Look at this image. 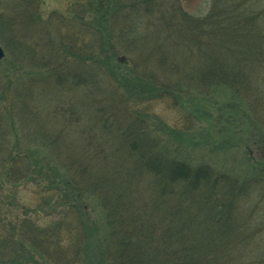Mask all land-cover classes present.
<instances>
[{"label":"trees","instance_id":"trees-1","mask_svg":"<svg viewBox=\"0 0 264 264\" xmlns=\"http://www.w3.org/2000/svg\"><path fill=\"white\" fill-rule=\"evenodd\" d=\"M33 2L0 0V8L26 27L39 19ZM82 8L89 36L77 38L71 16L75 38L36 40L45 64L29 83L13 74L30 85L20 96L41 127L33 145L30 125L24 140L11 141L16 109L0 91V264H264V0H211L200 16L181 7V18L156 0H85ZM144 10L157 24H139ZM116 18L113 33L107 21ZM180 53L181 69L170 62ZM152 55L173 75L152 73ZM168 95L181 110L192 106L186 117L208 118L240 155L241 172L193 162L168 146L176 130L144 125L146 106ZM64 148L76 156L66 159ZM18 181L38 185L35 210L54 219L2 228L12 205L5 188Z\"/></svg>","mask_w":264,"mask_h":264},{"label":"rangeland","instance_id":"rangeland-1","mask_svg":"<svg viewBox=\"0 0 264 264\" xmlns=\"http://www.w3.org/2000/svg\"><path fill=\"white\" fill-rule=\"evenodd\" d=\"M84 2L85 0H35V2L33 3L35 6V11L39 15V19H35L30 23L27 22L26 27H22L20 24H18V22L15 21V19L11 15L12 13H6L5 15L4 10L0 8V23L3 25L2 40H4H0V45L4 50V56L2 59H0V91H10V94L8 92V94L10 95L8 98V106L14 107V109H16L14 111L15 118L12 125L7 122L10 127V133L8 134L11 136V141L14 140L15 135V140H19V138H21V140H24L23 135H28L30 127H33V135L29 136L32 145L37 139H40L39 135H42L40 125L37 124L34 119H31L32 116H30L29 113L26 112V109H24L25 107L22 106V103H24L25 101L26 89L30 85L22 86L21 84L24 82L29 83L30 81H32L29 77L32 74H37L38 72V70H35L34 68H38V65H40L41 68L42 65H44L46 62L45 58L41 57V52L38 48L39 44H36L35 41H41V43L43 44L44 41L47 40L49 45L52 37L57 38V35H59V38H75V36H73L74 34L69 32L72 31L70 30V27L66 26V23L69 22L68 18L71 16H75L76 23L79 24L78 27H72V29L80 30V36H77V38H81L82 40H84L87 36H89V33L86 31L87 29L85 28L84 22L79 21V18L91 22V16L87 13V11H83L82 7L84 5ZM156 2L157 4L171 8L172 11L175 10V12L178 13L181 18V7L193 17L200 16L206 13L210 6L211 0H156ZM152 3L154 2L152 1ZM142 14L143 17L139 20V24H157L155 23L156 20L153 21V17L151 19L152 21L150 22V14L147 10H144ZM60 20H64V25ZM116 20L117 18L109 19L107 21L108 26L112 25L111 31L113 33H116L121 25L120 20L119 24L113 25L112 23ZM165 20L166 24H176L175 21H170L169 18H166ZM177 20L178 23L181 24V19L177 18ZM102 23L104 25V23L106 22L103 21ZM179 26V30H181V25ZM60 27L62 28L60 29ZM57 28L60 29L58 30V32ZM33 29L34 31H32ZM147 30H149L148 32H151L152 30L154 31L155 27L150 25L148 26ZM40 36H43V38L47 39L38 38ZM174 40L176 41V39H173V41ZM6 45L9 46V48H7ZM136 50L137 49L134 48L132 52L133 57L135 59L137 58L136 61L140 63L145 62L144 59L142 60L141 58L142 55ZM179 51H181V49ZM170 54H172L171 50L169 55ZM117 56L118 58L125 60L131 57L128 53H119V55ZM146 62H155L159 64L158 66L157 64L155 65V63H153L155 66L153 65V67L151 68L153 69L151 70V72L156 75H161L164 77L168 74L173 75V72H175L168 67L169 64L165 66L164 64L158 63L155 60L154 55L150 56L149 60H147ZM170 62L181 69V53L177 54L176 57H172ZM40 70L44 71L41 76L47 74L45 70ZM13 74H20L22 77L20 80H23L24 82H19L20 80L17 81L16 78L14 79ZM9 77L11 80H14L10 81ZM20 94H23L24 101L21 100ZM14 96H16V98H14ZM18 101L19 104H17ZM211 102L212 101L203 102V105L199 106L205 109ZM146 107L147 108L144 109V113L146 114L147 118L144 125H146L148 128L150 126L152 130L156 131L157 128L158 130L164 129L162 132L171 131L172 133H174L172 130H176V134L173 135L174 137L169 138L171 141L168 142V146L180 147L181 154L190 155L191 159L193 158V162H198L200 159H202L227 172L233 171L237 173L241 172L244 169V162L242 159H240V155L238 154V152L235 150V148L230 147V145L228 144H223L218 140V135L214 134L213 129L209 127L210 124L208 118L200 119V121L197 122V120H194L192 116H185V114L187 113L184 112V110L191 109V105H188L184 107L183 110H181V104H179V102H176L172 98V96L168 95L166 98L158 99L157 101L149 103V105H147ZM23 109L24 112H22ZM156 119L162 121L163 127L158 124L159 122ZM29 125L30 127L28 129ZM85 126L86 122H84L82 127ZM15 127H18L19 130L17 131ZM12 131H15L16 134H11ZM162 137L164 139L165 136L163 135ZM177 143H180L181 145H177ZM84 146L85 145L82 144L80 150H83ZM66 150L67 151L64 152V156L66 157V159H70L76 156L74 154V152L77 151L76 149L72 150L71 148H67ZM94 168L96 169V165L94 166ZM37 186L38 185L30 184L29 182L22 183L19 181L16 184H9L6 186L5 192L9 193L7 201H12V205H8L7 208H5V211H3L5 217L3 221L6 223V225L3 224L2 227L4 230L12 232L13 228L10 224L20 219L23 220V218L34 220L37 225L46 224L51 220V218H55L53 217L54 215H52L51 217H44L45 213H47L46 209L35 210L38 200L40 201V195L38 194L40 190H38ZM90 205L95 206V204L93 203H90ZM259 208V211L263 213L264 204H261ZM65 234L66 233H63L62 235V241H64Z\"/></svg>","mask_w":264,"mask_h":264},{"label":"water","instance_id":"water-1","mask_svg":"<svg viewBox=\"0 0 264 264\" xmlns=\"http://www.w3.org/2000/svg\"><path fill=\"white\" fill-rule=\"evenodd\" d=\"M4 56V50L0 45V59Z\"/></svg>","mask_w":264,"mask_h":264}]
</instances>
